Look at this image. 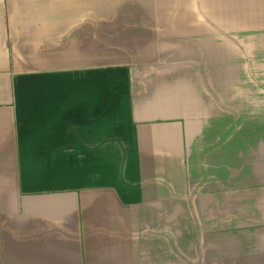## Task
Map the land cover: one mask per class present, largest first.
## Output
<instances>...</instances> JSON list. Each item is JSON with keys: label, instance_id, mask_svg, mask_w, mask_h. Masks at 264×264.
<instances>
[{"label": "crops", "instance_id": "obj_1", "mask_svg": "<svg viewBox=\"0 0 264 264\" xmlns=\"http://www.w3.org/2000/svg\"><path fill=\"white\" fill-rule=\"evenodd\" d=\"M0 264H264V0H0Z\"/></svg>", "mask_w": 264, "mask_h": 264}]
</instances>
